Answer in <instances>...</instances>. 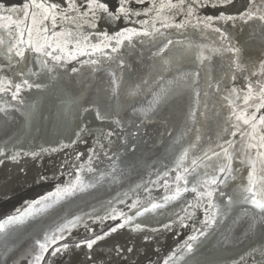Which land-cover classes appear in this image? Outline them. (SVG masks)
<instances>
[{
  "label": "snow or ice",
  "instance_id": "1",
  "mask_svg": "<svg viewBox=\"0 0 264 264\" xmlns=\"http://www.w3.org/2000/svg\"><path fill=\"white\" fill-rule=\"evenodd\" d=\"M234 3L235 0H27L17 7L8 0H0V13H7L0 15V21L6 22L0 24V28L6 30V35H0V100L4 105L0 106V113L4 114L0 116V121L6 125L7 118L12 115L8 109L15 108L27 124L31 125L38 118L39 102H27L22 93L35 89L55 96L66 95V89L56 73L69 61L77 60L78 56L87 59L77 60L80 67L72 66L71 74L78 75L86 67L90 73L97 72L105 61L117 64L121 75L118 76L116 72L109 74L115 98L117 88L123 90L131 87L123 81L122 73L126 70L123 49L139 45L149 53L153 66L163 69L175 62L172 55L174 51L185 48L184 42L174 39V36L186 35L185 30L189 28L213 37L220 47L213 48L212 51L232 54L229 60L241 70V48L233 42L227 26L235 28L238 25H250L253 28V39H258L264 45V0H247L242 10L231 14L226 9ZM137 5L144 7L138 8ZM205 8L224 10H220L217 15H200ZM178 17L182 18L177 19ZM29 19L31 23H28ZM122 21L130 26H124L113 33L99 30L101 23L113 25ZM66 24L74 25L75 32L66 30ZM85 25L90 30L87 33L81 31ZM69 40L74 41L72 48L68 47ZM192 47L189 43L187 49ZM233 56L236 57L235 60L232 59ZM199 59L201 63L206 59L202 52ZM29 63L38 65L40 71H34L28 66ZM229 67L231 68V64ZM255 67L254 63L250 64L248 71L252 72ZM259 69L261 79L255 83L248 81L246 88L229 86L227 80L223 79L217 80L215 85H208L209 88L214 87L215 93L220 97L219 110L213 108V114L217 118L215 139L203 141L197 129L195 139L188 141L187 147L179 140L175 141L171 152V166L166 165L163 170H157L154 174L156 179L150 178L134 188L118 192L112 198L101 201L98 207L92 205L90 211L79 208L78 212H73L69 206L79 207L78 202L86 201L92 195L91 190H98L105 183L116 182L117 177L124 174L119 167V164L124 163L119 149L124 148L126 152L130 143L140 140L138 135L128 130L120 115L123 105L114 106L99 95L86 100L84 103L88 106H83L79 98H73L67 114L61 111L51 129V136L59 147H45L41 144L39 151L31 147L24 150L23 144L27 142L30 145L32 142L27 131L23 138L17 136L5 140L0 144V166L9 163L19 165L22 158L27 157L35 161L46 153L67 149L70 145L60 142L58 137L66 136L70 131L75 137L70 144L82 141L86 135L95 134L86 161L81 160V154H76L71 162L65 160L67 171L62 166L61 175H67L69 179L63 182V186L57 183L54 192L50 191L39 199L28 202L23 211L17 209V214L9 215L0 222V233H5L9 225L35 227L41 223V220L35 219L36 214L51 208L52 212L48 216L53 217L54 222L39 229L42 236L35 240L31 249L34 255L29 264H55V258L63 256L71 261L73 254L82 249H87L84 252L87 264H97L94 246L99 241L126 227L143 232L145 228H142V224L155 221L161 227L147 229L144 240H149L151 233L161 230L191 229L194 233L188 235L179 249L180 254L174 252L164 259L163 264H175L177 260H182L183 264H222L221 258L206 257L202 252L215 235L214 225L221 222L217 217L227 216L236 206L251 205V208H241L247 218L245 236L259 235L264 240V63L259 64ZM45 70L47 74H51L47 76L48 83L37 82L34 78H39ZM252 75L257 74L252 72ZM199 76V71H193L174 77L163 87L157 84L159 91L154 94L153 101L146 109L130 105L134 117L131 122L137 132L144 121L159 117L173 98L179 97L186 89L194 95V99L190 96L188 114L193 120H198L200 115L206 117V112H200L199 107L191 106L203 104L207 108L203 98L209 93L205 91L202 95L197 90ZM231 80L234 82L236 76L232 75ZM148 85L149 81L145 80L142 85H136L128 95L134 96L138 90ZM8 96L10 101L16 103L12 104L4 99ZM93 115L96 121L109 125L111 130L88 127V117ZM136 120H140V126L136 125ZM73 122L78 123L73 127ZM81 124L85 126L82 127ZM121 138L124 140L123 144L120 143ZM204 143L207 144L206 148ZM234 162H238L240 166L234 167ZM105 164L107 167H104ZM198 169L202 170V174L197 172ZM19 170L23 172L24 168L20 167ZM245 171L246 177L243 174ZM85 172L90 175L87 184L81 179V173ZM189 176L193 177L191 181ZM56 179L55 173L51 177L39 175L35 177V182ZM236 180L239 183L227 195V203L220 206L214 202L213 197L217 193L221 197L226 195L221 186L228 187L229 181ZM156 187L164 190L163 196L152 195V190ZM142 192L147 194L143 199ZM189 192L194 194L193 200L186 198L185 194ZM177 202L179 212L163 211L166 206ZM54 205L58 207H53ZM201 208L204 211L202 220L197 217V211ZM160 216L166 217L167 222H161L157 218ZM142 217L146 219L136 222L137 218ZM29 218L33 219L26 224ZM89 221L91 224L99 222L100 225H104L105 221L115 223L102 231V234H94ZM81 225L85 236L78 238ZM88 233L92 235L89 236ZM229 240L230 237L226 235L225 241ZM111 251L119 259L127 253H133L134 248L117 245ZM252 261L264 264V244L241 254L231 264H251Z\"/></svg>",
  "mask_w": 264,
  "mask_h": 264
},
{
  "label": "water",
  "instance_id": "2",
  "mask_svg": "<svg viewBox=\"0 0 264 264\" xmlns=\"http://www.w3.org/2000/svg\"><path fill=\"white\" fill-rule=\"evenodd\" d=\"M8 2L18 7L23 2H27V0H8ZM55 2H60V0H55ZM246 2L247 0H235L234 5L228 6L226 11L235 14L238 10L243 9ZM137 7L142 8L144 6L137 5ZM220 10L224 9L205 8L199 14L217 15ZM0 15H7V13H0ZM143 18L141 17V19ZM181 18L178 17L177 19ZM2 23L6 22L0 21V24ZM28 23H31L30 19ZM124 26L130 25H127L123 21L113 25L101 23L99 30L113 33ZM65 28L66 30L75 32L74 25L66 24ZM227 28L232 35L233 42L236 43L237 47L241 48L240 58L243 61L241 70H238L235 63L229 60L232 54H221L212 51L213 48L220 47V44L213 37L202 35L198 31H193L189 28L185 30L186 35L174 36V39L184 42L185 48L174 51L172 55L175 57V62L165 66L163 69L159 66L154 67L152 60L149 59V53L139 45L135 48L123 49L122 57L126 62V70L122 73L123 81L131 85V87L124 88L123 90L117 88L116 96L113 98L111 88L114 86H110L109 74L116 72L118 76L121 75L117 64L105 61L97 72L90 73L86 67L78 75L71 74L70 68L72 66L80 67L77 60L87 59V57L78 56L77 60L69 61L65 64L64 68L58 69L56 73L60 79V83L66 89V95L55 96L43 90L37 92L35 89L22 93L27 102H39L38 118L31 125H28L20 112L16 111L15 108H9L8 111L12 115L7 118V124L5 125L0 121V144L10 137L15 138L19 136L23 138L27 131L30 133L32 142L30 145L25 142L23 144L24 150H28L31 147L39 151V145L41 144L45 147H59L56 140L51 136V129L57 122L60 112L63 111L65 115L67 114V109L72 106L71 101L73 98H79L83 106H88L84 102L99 95L114 106H124L120 115L126 122L128 130L134 135H138L140 140L137 143H130L126 152L124 148L119 149L124 160V163L119 164V167L123 169L124 174L118 176L117 181L114 183H105L102 187H98V190H91L92 195L88 196L86 201L78 202L79 207L76 205L69 206L70 210L78 212L79 208H83L85 211H90L92 205L98 207L101 201L112 198L118 192L127 191L129 187L134 188L137 184H142L150 178L156 179L154 174L157 170H163L166 165L171 166V152L174 150L173 145L175 141L179 140L187 147V142L195 139L197 129L199 130V134L202 135L203 141H207L209 138L215 139L217 118L213 114V108L217 111L219 110L218 101L220 97L215 93L214 87H208L209 84L215 85L217 80L223 79L227 80L229 86L246 88L248 81L255 83L261 79L259 64L264 63V45L258 39H253V28L250 25H243L242 27L238 25L235 28L228 25ZM81 31L87 33L90 30L85 25ZM0 35H6L4 28H0ZM189 43L193 47L187 49ZM73 44L74 41L69 40L68 47L72 48ZM196 46L200 47L197 48ZM185 49L187 50L185 51ZM201 52L203 53V57L206 58L203 63L199 59ZM97 57H99V54H97ZM232 59L235 60L236 57L233 56ZM252 63L256 65L252 69V72L257 74L255 76L252 75V72L248 71V67ZM230 64L231 68L229 67ZM28 66L32 67L34 71H40L38 65L29 63ZM193 71L200 72L197 90L202 95L203 92L207 91L209 95L203 98L207 103L206 109L203 104L199 106L192 104L191 106L193 108L199 107V111L206 112L207 116L200 115L198 120H193L188 114L190 96L194 99V95L190 90L186 89L179 97L173 98V101L166 106L159 117L152 121H144L143 126L140 127V131L137 132L136 127L131 122L134 117L130 105L135 104L137 109L148 108L149 104L153 101L154 94L159 91V88L156 87L157 84L163 87L167 81L173 80L174 77H179L184 73ZM48 75L51 74H47L45 70L39 78L34 79H37V82L48 83ZM232 75L236 76L234 82L231 80ZM145 80L149 81L148 86L142 87L134 96L128 95L136 85H142ZM4 99L10 101V96L4 97ZM10 102L12 104L16 103L15 101ZM0 106H4L2 100H0ZM3 115V113H0V116ZM75 123L78 122H73V127ZM135 123L137 126H140V120H136ZM81 126L85 125L81 124ZM87 126L91 128L104 127L105 131L111 130L109 125H102L101 122L96 121L94 115L88 117ZM74 139L75 137L70 131L66 136L58 137L60 142L70 145L67 149H61L56 153H46L35 161L31 157H27L22 158L19 165L9 163L0 166V222L7 219L9 215L17 214V209L23 211L28 202L39 199L50 191L54 192L57 183L63 186V182L69 179L67 175H61L62 166L64 167V171H67V166L64 164L66 159L71 162L76 154H81V160L86 161L89 150L93 146L95 134L86 135L82 141L70 144V141ZM113 139H115V136H113ZM120 143H124L123 138H121ZM204 147H207L206 143H204ZM239 166L238 162H234V167ZM20 167L24 168L23 172L19 170ZM104 167H107V164ZM197 172L202 174L201 169H198ZM54 173L57 176L56 180H49L43 183L35 182V177L39 175L51 177ZM243 174L246 177V171ZM81 179L87 184L89 183L90 175L86 172L81 173ZM192 179L193 177L189 176V180L191 181ZM237 183H239V180L229 181L228 187L222 185L221 190L226 195L221 197L217 193L213 197L214 202L220 206L226 204L227 195L233 191ZM144 195L147 194L142 192L141 199H143ZM152 195L157 197L163 196L164 190L156 187L152 190ZM185 196L188 200H193L194 194L189 192ZM53 207L58 206L54 205ZM117 207L123 206L117 205ZM242 207L251 208V205L236 206L227 216L222 218L217 217L221 222L214 225L215 235L211 237L210 241L202 249L206 257H219L222 260V264H231V261L238 259L241 254L264 244V240L259 235L245 236L247 218L241 211ZM169 210L179 212L178 202L166 206L163 211L168 212ZM125 211H127L126 208ZM50 212H52L51 208L37 213L35 219L41 220V223L35 227L24 228L23 226L9 225L5 233H0V264H29V260L34 255L31 249L35 244V240L42 236L39 229L47 227L54 222V218L48 216ZM197 217L200 220L204 219L202 208L197 211ZM157 218L161 222H167L166 217L160 216ZM32 219L29 218L25 223H29ZM145 219L143 217L137 218L136 222ZM114 223L113 221H105L104 225H100L99 222L91 224V221H89L94 234H102V231H106ZM197 226L199 225L197 224ZM151 227L160 228L161 225L155 223V221H146V224H142V228H145L143 232L132 231L130 227H126L105 240L99 241L94 246L97 264H163L164 259H167L174 252L179 255V249L188 235L194 234L191 229L161 230L157 233H151L149 240H144L143 236L147 234V229ZM87 235L91 236L92 233H88ZM226 235L230 237V240L227 242L225 241ZM84 236L83 225H81L78 238H83ZM117 245L124 248L133 247L134 251L117 259L115 253L111 251ZM86 251L87 249H82L74 253L71 261L66 256L57 257L55 258V264H87L84 257V252ZM175 264H183V261L177 260ZM251 264H255V261H252Z\"/></svg>",
  "mask_w": 264,
  "mask_h": 264
}]
</instances>
